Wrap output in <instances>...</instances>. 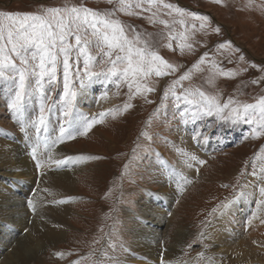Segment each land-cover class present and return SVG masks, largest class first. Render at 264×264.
I'll return each instance as SVG.
<instances>
[{
    "label": "rangeland",
    "instance_id": "374dc122",
    "mask_svg": "<svg viewBox=\"0 0 264 264\" xmlns=\"http://www.w3.org/2000/svg\"><path fill=\"white\" fill-rule=\"evenodd\" d=\"M165 3L206 15L210 23L205 29L199 28V20L187 19L182 24L180 21L184 18L174 13L170 16L167 9L157 7H152L151 11L133 7L132 11L138 14L117 12L115 18L133 26L143 39L155 42V50L176 71L163 77L150 76L142 83L154 90L131 99L126 83L120 82L118 86L116 82L96 80L93 82L96 84L95 94L108 91L106 95L104 93L102 99L93 103L92 108L81 105L77 99L78 111L89 118L94 117L95 124L86 134L74 133L73 139L56 145L51 153L48 146L59 133L58 109H53L49 131L46 134L41 131L38 141L39 134L31 125L22 128V124L34 118L38 111V96L28 99L24 112L16 114L8 107L11 82L0 78V186H3L0 191L10 187L9 191L16 200L22 198L21 205L24 204L26 215L30 217L24 227L16 223L8 227L6 221V229L0 226V235L14 229L10 238L4 235L0 239L3 247L0 255L5 256L18 247L17 243L28 233L36 216L35 201L47 200L43 195L48 187H43L42 191L40 185H53L51 173L58 172V167L71 168L68 164L78 153L68 150H76L87 158L72 166V171L77 172L73 173L74 186L66 189L69 195L65 198L71 209L65 234L50 242L34 258L17 264H142L146 260L138 261V251L134 248L136 240L131 232L137 223L133 216L143 215L140 205L163 208L162 213L166 214L164 225L159 226L162 237L151 245L160 264H164L163 257L169 260L170 244L179 239L183 241L179 256L184 264H264V243L257 256L238 260L234 251L220 252L214 247L221 246L218 239L223 234L218 236L219 230H213V223L220 216L223 205L231 199L224 210L229 209L231 203L242 198L243 195L237 193L247 194L251 187L264 186L261 179L264 178V131L257 135L252 131L256 125L243 121L233 124L218 115H206L198 106L178 102L171 95L172 82L191 70L189 78L175 86L177 95L199 90L216 96L221 105L231 98L235 102L231 107L255 103L264 96V0H220L219 3L216 0H165ZM66 5H83L99 12L112 11L116 7L107 0H0V14H38L41 8ZM143 7L149 6L144 4ZM149 17L155 22H150ZM192 24L196 25L195 29L191 28ZM0 25L6 36L11 21L0 15ZM217 27L219 32L214 30ZM134 35L129 31L130 38ZM170 36L173 38L169 39ZM226 42H230V46L219 47ZM169 43L171 48L167 46ZM181 44H191L192 48L181 49ZM91 51L96 54L95 49ZM205 53H208L205 62L199 68H193ZM16 63L19 64L18 59ZM213 63L236 74L232 77L213 75ZM99 69L97 65L95 70ZM58 76L59 83L52 93L54 100L62 91V70L58 71ZM254 80L257 83H253ZM89 91L84 101H88ZM166 91L168 96L164 95ZM125 104L130 107L125 108ZM24 115H28L27 118ZM256 116L258 119V112ZM35 144L36 154L30 148ZM27 148L36 167V179L17 175L13 179L12 172L15 173L19 166V158L13 159V154L15 151L21 153V149L27 153ZM60 149L65 154L56 157ZM49 154L55 159H71L57 166L47 158ZM192 156L196 159L193 160ZM45 164L53 166L49 168L48 179L43 181ZM168 169H171V175ZM23 184L27 187L22 196ZM255 193L253 191L255 196L250 203L253 209L264 197L259 190V196L256 197ZM29 200L34 208L29 207ZM45 207L50 210L52 205L46 204ZM214 208L217 209L215 213ZM247 224L245 221L242 227ZM235 226L234 220L227 225V242L231 241L230 235H235ZM177 229L186 231L183 238H177ZM220 229L226 232V227ZM240 231L237 238L241 240L247 232ZM32 238L37 240L36 236ZM213 238L216 244H212ZM212 259L216 262L211 263Z\"/></svg>",
    "mask_w": 264,
    "mask_h": 264
},
{
    "label": "snow or ice",
    "instance_id": "6c2138e0",
    "mask_svg": "<svg viewBox=\"0 0 264 264\" xmlns=\"http://www.w3.org/2000/svg\"><path fill=\"white\" fill-rule=\"evenodd\" d=\"M107 2L115 3L116 7L112 11L99 12L83 5L78 7L66 5L41 8L38 9V14H0L11 21L6 36L4 27L0 25V78H6L12 85L9 109L16 114H22L27 100L33 95L38 96V111L34 113V118L22 124V128L31 125L38 134L41 131L48 132L53 109L59 111V133L48 146L49 153L57 144L73 139L74 133L86 134L95 124L94 117L89 118L87 114L78 111L77 99L79 95L86 94L88 86L96 80L116 82L118 86L120 82L126 83L131 99L154 90L142 83L150 76L163 77L176 71L173 65L155 50V42L143 39L133 26L125 25L115 18L117 12L136 15L138 13L132 11L133 7L142 11H151L152 7H157L167 9L170 16L174 13L184 18L180 21L182 24L187 19L199 20L201 22L199 28L205 29L210 23L208 16L172 3H165V0H107ZM216 2L219 3L220 0ZM144 4L149 7L144 8ZM149 20L155 22L151 17ZM191 28L195 29L196 25L192 24ZM214 30L219 32V27ZM129 31L135 33L131 38ZM181 37L186 39L183 34ZM171 38L173 37L170 36L169 39ZM226 45L230 46V42L219 47L224 48ZM167 46L171 48L170 43ZM180 47L191 49L192 45L181 44ZM92 49L96 50L95 55L92 54ZM207 56L208 53L201 56L193 68H199ZM17 59L19 64L16 63ZM240 59L243 60V56ZM97 65L100 66L99 71L95 70ZM212 67L215 70L213 75L232 77L236 74L218 68L215 63ZM60 70L63 86L58 99L54 100L52 93L56 91L55 86L59 83ZM189 72L172 82L171 95L176 101L196 105L204 114L218 115L222 120L233 124L243 121L249 125H256L252 131L257 135L264 131V96L255 103L231 107L235 103L231 98L221 105L216 96L206 95L199 90L195 93L185 92L177 95L174 91L175 86L188 79ZM252 82L257 83L255 80ZM164 95L168 96L169 92L166 91ZM128 107L130 104H125V108ZM47 158L57 166L71 159L68 157L65 160L55 159L51 154ZM192 159L195 160L196 157L192 156ZM199 163L203 164L204 161ZM258 190L261 196H264V186H258ZM244 194L237 193L238 196ZM28 205L33 207V202L29 200ZM223 207L228 208V205L225 204ZM212 211L215 213L217 209L214 208Z\"/></svg>",
    "mask_w": 264,
    "mask_h": 264
},
{
    "label": "bare ground",
    "instance_id": "6f19581e",
    "mask_svg": "<svg viewBox=\"0 0 264 264\" xmlns=\"http://www.w3.org/2000/svg\"><path fill=\"white\" fill-rule=\"evenodd\" d=\"M95 85H96L95 83H93V86L90 85L89 87L90 91L87 89L86 93H88L89 91L88 96L90 100L89 98H87L88 101H84L83 99L85 98L84 96L86 95L85 94L79 95L78 102L81 105L87 106L88 108H92L94 106L93 103L98 102L100 99L103 98L104 93L108 92V91L104 93L96 92L95 94L94 92L96 91ZM27 116L24 115L25 118H27ZM48 131H49V128H48ZM40 134L41 132L36 137L38 141L40 140ZM54 136L56 137V134ZM43 138H45V136ZM36 144L30 147L31 150H33L34 148H37ZM38 144L40 143L38 142ZM15 148H16V145L14 144L13 149ZM62 150L63 149H60V151L56 154V157H61L62 155L65 154V152L61 153ZM68 151L72 153H78L77 156L72 158V160L68 164V167H71V168L64 169V167H58V172L55 171L54 174H52L49 170V168L53 166L52 164H48V165L45 164L43 166V169L46 170V173L43 176V181L48 179L50 173L51 175H53V179H54L53 185L51 186L40 185L42 191H43V187L44 189L48 187L43 196L46 195L47 200H49V202L44 199L46 201V203H44L45 201L42 200L43 198H41V200L35 201V205L37 206V213H36V216H34V219L32 220V226L28 230V233L19 240L18 242L19 244L17 243L16 245V247L17 246L18 247L14 250V252H10L9 254H6L5 256L0 255V258H2V261H0V264H17L18 262H25L29 259H32L34 258V256L37 255V253H39L42 249L48 246L50 242H54L55 239L62 238L63 235L65 234L66 227H67L66 221L70 215V209H71V206L68 202L69 200L65 198L67 197V195H69L66 189L74 186L75 180L73 178V173L77 172L75 170L72 171V166L77 165L79 162L83 163L84 157L85 159L87 158V155H84L83 153L79 151L78 152L76 150H68ZM20 152L21 153H19V151H15L13 154L15 157L13 159L17 160L19 158L18 160L19 166L17 170H15L16 174L12 172V175H14L12 176V178L13 179L17 178L15 175H17L20 178L24 176H28L29 179H33L34 181L36 179V167L31 160V157L29 154L30 150L29 148H27V153H23V150L21 149ZM34 153L36 154V149ZM38 153H41V152L38 150ZM22 154L24 155V157H19ZM168 170L171 175L172 174L171 169H168ZM57 177H60V179H57ZM0 187H3V186H0ZM22 187H23V190H22L21 195L23 196L24 193L26 192L25 189L27 185L23 184ZM9 190H10V187L8 188V190L6 189L3 191L2 190L0 191V219H1L0 221L2 222L0 226H3V229H6L7 227L6 225H4V223L7 222L8 227L14 226L15 225L14 223L18 224L21 227H24L25 224H28L30 220V217H27L26 215L27 208L25 209L24 204L23 206L21 205L22 198H19L18 200H16L14 195ZM59 191L60 193L58 194ZM253 191L256 192L255 193L256 197L259 196L258 188L256 186L251 187V190H249V193L243 195L242 198H240L238 201L236 202L234 201L233 203H231L229 206V209L224 210L225 208H223L220 212L222 214L219 213L220 216L218 215L219 217L217 216L218 218L213 223V230H219V232L217 233L218 236H220L221 234L224 235V236L222 235L218 239L219 241L218 243H220L221 246L216 247L214 245V247L220 250V252L221 251L230 252V250L234 251L235 254H237L238 256L237 257L238 260L250 259L252 256H257L258 252L263 247L262 243H264V197L260 199L261 202L258 203L257 208L253 209L252 206H250V203L253 201L252 198L254 199V196H255V195H252ZM30 193L31 191L29 192V196H31ZM230 200L228 202H230ZM46 204L52 205L50 210L48 207L47 208L45 207ZM241 204H243L242 208L239 207ZM15 207H19V208L16 209ZM162 209L161 208H151L149 205H140V210L143 213V215L137 214L136 216H133V218L136 220L135 222H137L135 226L133 227V229H131V232H133L134 240H136V242L134 241L136 246L134 243L133 244L135 246L134 247L135 251H138V255H137L138 261L141 262L143 259L146 260L145 262L142 261V264H160V261L158 259L159 257L155 253V250L153 247H151V245L155 242H158L160 238L162 237L160 236L162 233L159 229V226L164 225V222H165L164 215H166L162 213L163 212ZM38 211H40V213H38ZM235 217H236V220H235ZM239 219H241V222L239 221ZM233 220L236 222V226L234 228L235 235H230L231 241L227 242L228 240L227 233L229 232V228L227 227V225L229 224L231 225ZM245 221H248V224L244 228L242 226L245 223ZM220 227L222 228L226 227V232H222ZM240 229H243L244 232H247V235L244 238H241V240L237 238L238 233L242 231V230L240 231ZM12 230L14 231L13 228ZM12 230L10 232L1 233L0 239L2 237H5L4 235H6L7 238L9 236L10 238V235L13 233ZM177 230H178L177 238H180V236H182L183 238L184 233L186 231L184 229H177ZM35 236L37 237L36 238L37 240L35 239L36 241H34V239L32 238ZM210 240L212 241V239ZM179 241L176 240L175 242H172L170 244L169 253H168L169 260H166L163 257L164 264H184L180 261L181 257L179 256L180 251L182 249L183 241H180V242ZM212 244H216L214 238H213ZM2 249L3 247L0 246V250ZM176 261L178 262L176 263ZM210 261L211 263H214L213 261L215 260L212 259Z\"/></svg>",
    "mask_w": 264,
    "mask_h": 264
}]
</instances>
